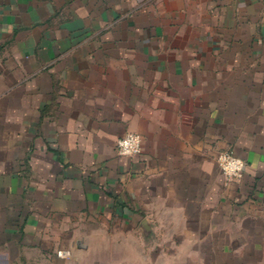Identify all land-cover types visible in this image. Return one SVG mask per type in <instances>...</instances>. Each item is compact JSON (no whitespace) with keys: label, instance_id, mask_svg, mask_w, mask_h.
<instances>
[{"label":"crops","instance_id":"1","mask_svg":"<svg viewBox=\"0 0 264 264\" xmlns=\"http://www.w3.org/2000/svg\"><path fill=\"white\" fill-rule=\"evenodd\" d=\"M144 236L264 264V0H0V264H155Z\"/></svg>","mask_w":264,"mask_h":264},{"label":"rangeland","instance_id":"2","mask_svg":"<svg viewBox=\"0 0 264 264\" xmlns=\"http://www.w3.org/2000/svg\"><path fill=\"white\" fill-rule=\"evenodd\" d=\"M15 144L18 145V143ZM226 181L234 182V181H229L227 179ZM235 181H239V180H235ZM79 240H80L79 246L81 248L86 243V240L88 241V239H79ZM184 240L185 239H179V238L164 239L159 237L144 236V238H141V241H143V245L146 248L148 246L151 247L153 246L155 252H153V255L151 254L150 257H148L147 254L141 255L142 263H145L148 260L151 262L154 259L155 264H215V263L217 264V261L219 260V255L215 256V236L204 237L199 239H188L187 240L188 244L194 245V248H197L195 249L196 252L193 251L191 253H181L179 252L180 249L179 246L171 248L172 250L171 252L168 251L171 245H175V244L179 245L180 244L179 242L181 241L184 242ZM30 256L35 258V255H30ZM116 256L117 255H113L114 258H116ZM224 257L226 261V256L223 255V258ZM73 262L75 264H90V263L101 264L99 262V259L94 260V255L91 256L89 253H84V252L79 254L78 251L76 254V261ZM109 264H124V263L122 262L117 263L114 260L113 263H109Z\"/></svg>","mask_w":264,"mask_h":264},{"label":"built area","instance_id":"3","mask_svg":"<svg viewBox=\"0 0 264 264\" xmlns=\"http://www.w3.org/2000/svg\"><path fill=\"white\" fill-rule=\"evenodd\" d=\"M116 151L124 157H134L141 153L142 140L138 134L127 133L116 142ZM218 167L222 175L229 181L240 180L243 177L245 164L227 151L218 155Z\"/></svg>","mask_w":264,"mask_h":264}]
</instances>
